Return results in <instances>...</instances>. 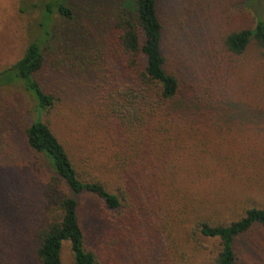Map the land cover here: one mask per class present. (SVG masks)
Here are the masks:
<instances>
[{
	"label": "rangeland",
	"instance_id": "obj_1",
	"mask_svg": "<svg viewBox=\"0 0 264 264\" xmlns=\"http://www.w3.org/2000/svg\"><path fill=\"white\" fill-rule=\"evenodd\" d=\"M49 1L0 0V72L39 36L41 7ZM62 1L74 18L53 14L50 20L44 65L35 78L55 105L41 118L84 170L104 184H116L120 147L107 130L93 74L103 64L100 55L110 38L111 5ZM160 12L167 35L178 28L180 66L188 74V66L197 70L214 105L195 116L192 126L155 123L153 135L167 146L166 162L154 182L156 192L133 186L124 226L110 227L90 197L81 199L90 233L120 232L108 264H165V253L172 264H210L220 240L201 235L195 223L225 225L247 209H264V52L251 42L233 55L222 44L229 33L253 28L257 17L264 21V0H160ZM33 106L19 85L0 86V264H36L25 241L44 221L41 187L48 170L23 136ZM235 250L240 264H264V231L254 228ZM61 259L71 264L67 245Z\"/></svg>",
	"mask_w": 264,
	"mask_h": 264
},
{
	"label": "trees",
	"instance_id": "obj_2",
	"mask_svg": "<svg viewBox=\"0 0 264 264\" xmlns=\"http://www.w3.org/2000/svg\"><path fill=\"white\" fill-rule=\"evenodd\" d=\"M106 1L111 5L110 38L100 55L103 64L93 74L107 130L120 147L113 173L116 184H104L84 170L41 118L55 105V98L35 78L44 65L43 47L51 36L50 20L53 14L66 20L74 18L62 0L42 5L39 36L27 43L18 60L0 72V86L19 85L33 100L34 115L23 136L48 170L41 187L44 221L25 241L31 245L36 264H63L64 245L69 248L71 264H108L107 256L117 252L120 232L118 236H104L98 229L90 233L82 219L81 199L90 197L109 217L110 227L124 226L135 197L133 186L137 183L139 191L146 186L156 192L154 182L166 162L167 146L153 135L155 123L192 126L197 122L195 116L214 105L212 95L198 81L197 70L188 66V74L180 66L183 52L175 43L179 31L174 25L167 35L160 0ZM168 36L174 38L173 44L166 42ZM251 42L264 52L261 17L253 28L226 35L222 44L227 52L240 55ZM169 59L174 60L173 65ZM110 63L113 66L108 69ZM254 228L264 231L262 208L247 209L241 218L225 225L206 221L194 225L201 235L220 240V250L210 264H240L235 246ZM165 264H172L166 253Z\"/></svg>",
	"mask_w": 264,
	"mask_h": 264
}]
</instances>
